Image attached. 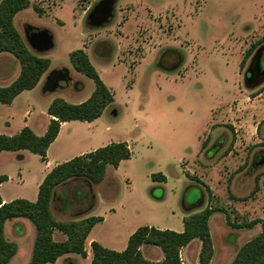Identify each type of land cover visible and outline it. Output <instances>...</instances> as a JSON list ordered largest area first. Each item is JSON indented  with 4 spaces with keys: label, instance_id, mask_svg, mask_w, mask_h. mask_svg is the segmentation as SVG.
<instances>
[{
    "label": "rangeland",
    "instance_id": "rangeland-1",
    "mask_svg": "<svg viewBox=\"0 0 264 264\" xmlns=\"http://www.w3.org/2000/svg\"><path fill=\"white\" fill-rule=\"evenodd\" d=\"M30 1L14 24L32 52L50 58L46 88L70 101L92 93L94 80L70 67V52L84 48L115 97L89 125V147L128 141L133 151L100 183L89 181V210L84 204L61 211L59 201L54 207L51 200L58 220L104 214L117 201L116 212H109L90 238L122 250L140 225L181 230V213L205 197L233 221L260 218L263 228L264 78L248 82L245 73L264 45V0H117L113 18L102 25L104 3L89 16V7L100 0ZM29 25L47 30L53 44L34 47L26 34ZM46 41L33 40L41 46ZM20 100L24 105L16 103L6 131L17 133L26 108L34 113L42 108L43 99L29 90ZM38 164L31 157L25 166L33 172ZM154 172L169 176L168 182L154 180ZM8 184L3 192L34 186L32 179L24 183L16 177ZM236 201L247 207L239 211ZM79 207L86 212L76 214ZM195 244L181 248L183 264H199ZM32 249L22 242L10 264H29ZM86 250L87 256L69 253L49 264H90V241ZM142 251L153 260L164 257L156 246L143 245Z\"/></svg>",
    "mask_w": 264,
    "mask_h": 264
},
{
    "label": "trees",
    "instance_id": "trees-1",
    "mask_svg": "<svg viewBox=\"0 0 264 264\" xmlns=\"http://www.w3.org/2000/svg\"><path fill=\"white\" fill-rule=\"evenodd\" d=\"M30 3V0L0 2V52L12 53L21 66L19 75L10 84L0 85V101L4 103H10L23 90L35 87L51 65L49 57L32 52L14 24L15 14ZM69 58L74 69L94 80L95 88L92 93L78 103L56 96L48 106V113L52 117L44 134L38 135L28 125L12 135L0 133V151L28 149L40 154L44 160L49 145L59 133L62 121H92L114 102V93L102 79L84 48L71 51ZM60 70L62 69L54 70L53 73L56 74ZM63 70L69 78L68 69ZM131 156L132 150L127 141H113L55 165L40 183L38 198L35 201L17 197L3 202L0 194V264H8L18 250L17 242L5 235V222L20 216L29 218L36 227L29 264L55 262L58 257L69 252L87 256L86 239L92 228L104 217L93 214L80 219L58 220L51 209L54 189L58 184L78 177L86 178L95 184L100 183L106 175L108 165L117 167L122 160ZM151 176L154 180H166V175L162 172H154ZM7 179L8 175L1 174L0 184ZM216 210L225 211L222 206H206L185 215L182 231L140 225L129 235L127 245L122 250L112 249L98 240H92L93 257L90 264H183L181 248L195 238L201 241L200 264H210L214 247L209 218ZM226 215L231 224L239 227H252L261 221L260 218H254L235 222L230 214ZM57 229L66 234V239H55L54 231ZM143 245L161 248L164 257L159 260L147 258L142 251ZM230 264H264V225L262 231L238 248Z\"/></svg>",
    "mask_w": 264,
    "mask_h": 264
},
{
    "label": "crops",
    "instance_id": "crops-1",
    "mask_svg": "<svg viewBox=\"0 0 264 264\" xmlns=\"http://www.w3.org/2000/svg\"><path fill=\"white\" fill-rule=\"evenodd\" d=\"M70 67L72 69L74 68L73 65ZM20 69H21L20 62L15 55H13L10 52H0V85L10 84L19 75ZM49 71L50 69H48L45 72L46 73L45 77L49 75L47 74ZM44 74L41 80L39 81V83L35 87L31 89L23 90L10 103H4L0 101V133H5L9 135L15 134L13 132L6 131L8 127H10L11 125V122L9 120L10 114L15 111L14 108L16 107V103L20 102L22 103V105H24V101L20 100V97L27 90L31 91L36 95H40V97L43 99L42 100L43 104L41 110L38 113H34L33 109L30 107L25 109L24 111L25 120L22 123V125L19 127L17 132H19L23 126L28 125L38 135H42L45 133V131L48 128L50 119L52 117V115L48 113V106L56 96H61V95L56 93L57 89L56 90L50 89L49 91V89L46 88L47 85L44 84L45 81ZM60 88H62V86ZM62 97L66 99L65 96L62 95ZM88 97L89 95L83 97L79 101H70L68 99L66 100L70 102L78 103L87 99ZM96 120L97 118L92 121L81 120V119L62 121L59 133L57 137L49 145L47 149V155L44 160L41 158L40 154L34 153L28 149H21L16 151H12V150L0 151V175L1 174L8 175V179L0 184V194L3 202L10 201L14 198L23 197V196H24L23 198H27L29 200L35 201L38 198L40 183L43 181L44 177L55 165H57L60 162L69 160L74 156L89 152L100 146L105 145L106 141L100 143L101 145L96 144L92 147H89V140H90L89 125L91 123H94V121ZM129 146L132 150V146L130 144ZM26 150L30 152H27ZM17 155L18 158H20L21 160L19 161V163H18ZM132 155H133V151H132ZM31 157L39 160V164L35 169V171L33 172H31L25 166L26 161H28ZM121 162L119 163L118 166H120ZM15 163L18 164L21 163V166L16 165ZM117 167L113 165H108L106 171L107 176L105 177H108V174L114 173L115 171L114 169H116ZM15 177L24 183L27 182V180L32 179L34 182L33 189L28 190L27 187H24L20 191L13 192L12 190H10L9 192L7 191L3 192L4 187H8L7 186L9 185L8 183L13 181ZM168 180H169V176L166 175V180L164 181L168 182ZM72 183L74 184L78 183L74 189H72L71 187ZM81 184H84L86 186V190H83L81 188ZM56 201H59L58 207H60L61 211L62 210L68 212L75 211L73 209L75 208L76 205L80 206L84 204L86 205V207L88 206L87 208L89 210V180L83 177H78V178H71L63 183L58 184L54 189L53 198H52V203L54 207H56L55 204ZM244 203L245 202L239 203L238 201H236L235 207L239 211H241L244 207H247V205H245ZM113 204L114 205L112 204L108 205L112 207V210H109L110 208H108V211H105L104 214H99V213L91 214V215L93 214L102 215L104 217V219L98 222L97 224L105 223L108 220L109 212L112 211L113 213L116 212L115 205H117L118 203L116 201ZM206 206H213V205L209 203V201L205 197H203V199L200 202H198L197 205L190 206L184 209L185 211L181 213L182 220L185 215L191 212L199 211L205 208ZM86 210L87 209L85 208L79 207L76 210V214L77 213L80 214L81 212H86ZM88 215L90 214L86 213L85 215H81L80 217L74 219H80ZM260 217L263 216L260 215ZM214 222L216 223L214 224ZM96 225L90 231L86 239V245L89 243V241L91 243L93 239H97V237L90 238ZM209 226H210V232L212 235L213 247H214V252L210 264H213L215 259L217 260L218 264H230L234 259L238 248L242 246L246 241L251 239L253 236L258 234L260 231H262L263 229L261 223H257L252 227H239L231 223H228L226 212L224 210H216L211 214L209 218ZM183 229H184V223H183V228L178 231H182ZM57 233H62L63 235L62 238L59 240L66 239L67 237L66 234L58 229L54 231V237H56ZM5 235L8 239L14 240L18 244L17 253L10 260L12 261L18 257V254L20 253L19 251L22 248V242H26L28 244L30 243L31 247L33 248L34 240L36 237V227L34 223L27 217H23V216L13 217L5 222ZM194 243H196L195 260L199 262V252L201 249L200 239L195 238L188 245L183 246L182 248L186 247L190 249L191 245ZM69 253H74V252H69ZM69 253H65L61 255L60 257L57 258L55 262L60 263L64 259V257ZM8 264H10V262Z\"/></svg>",
    "mask_w": 264,
    "mask_h": 264
},
{
    "label": "flooded vegetation",
    "instance_id": "flooded-vegetation-1",
    "mask_svg": "<svg viewBox=\"0 0 264 264\" xmlns=\"http://www.w3.org/2000/svg\"><path fill=\"white\" fill-rule=\"evenodd\" d=\"M117 0H100V1H96L93 5H91L89 7V16L90 14L94 11L95 8H98V6H100V3H104L105 6V11H104V19L103 22L100 24H106L107 22H109L111 20V18H113L114 14H115V3ZM90 22V20L88 21ZM90 24V23H89ZM40 30V28H33L32 26H28L27 30H26V34L27 37L29 38L30 41H32V39L34 40L35 38V32ZM59 72L55 74V77L60 76ZM264 77V45L260 46L252 60L251 63L245 73V79L248 82H257L259 81L261 78Z\"/></svg>",
    "mask_w": 264,
    "mask_h": 264
},
{
    "label": "water",
    "instance_id": "water-1",
    "mask_svg": "<svg viewBox=\"0 0 264 264\" xmlns=\"http://www.w3.org/2000/svg\"><path fill=\"white\" fill-rule=\"evenodd\" d=\"M40 36H42V37L44 36L45 39L48 40V42L46 41V44H44V46H41V45H37L35 42H33V39H32L31 43L33 44L34 47H37L39 49H45V48H49L53 44L52 35L47 30L44 29V30H38L35 32V38L40 37ZM61 78L65 79L66 76L62 75Z\"/></svg>",
    "mask_w": 264,
    "mask_h": 264
}]
</instances>
